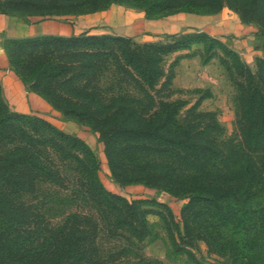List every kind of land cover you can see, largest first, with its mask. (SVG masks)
<instances>
[{"label": "trees", "instance_id": "1", "mask_svg": "<svg viewBox=\"0 0 264 264\" xmlns=\"http://www.w3.org/2000/svg\"><path fill=\"white\" fill-rule=\"evenodd\" d=\"M115 3L156 18L211 14L228 1L0 0V12L79 15ZM252 3L264 17V0ZM198 42L217 45L237 72L235 137H221L215 112L199 111L195 103L181 116L184 101L159 95L173 76L160 82L164 56ZM4 49L30 91L63 118L98 133L117 183L186 197L181 208L186 237L204 240L241 264H264L263 58L255 59L252 70L202 31L139 44L120 35L50 34L6 39ZM153 204L167 208L108 191L84 140L42 117L11 111L0 86V264H151L143 241L146 216L157 212L147 207Z\"/></svg>", "mask_w": 264, "mask_h": 264}, {"label": "rangeland", "instance_id": "2", "mask_svg": "<svg viewBox=\"0 0 264 264\" xmlns=\"http://www.w3.org/2000/svg\"><path fill=\"white\" fill-rule=\"evenodd\" d=\"M227 1L228 3L224 4L223 7L237 14L243 23L250 24L257 29H264L263 14L259 11L257 4L252 3L253 0H246L249 3L247 2L248 5L244 6L243 0L242 2L237 0ZM119 5V10H112L111 12V16L114 17L112 21H103L83 30V32L95 35H120L129 37L134 43L138 44L144 42H166L170 40L172 35L178 36L194 32L190 29H183L172 33L175 29V19L178 13L181 12L156 17L172 19L169 23L156 21V24L146 26L147 17L142 8L132 7L127 4ZM240 11L242 15L244 12L247 18L246 21L241 18ZM161 65L164 75L160 82L171 72L173 76L170 84L159 95L164 98L168 97L167 99L169 100L178 99L184 101L185 105L180 110L181 116L188 107L196 103L198 105L197 110L216 113L217 120L222 127L221 137L236 136L235 113L238 107V90L234 81L239 80V78L237 72L231 66L230 59L217 45L209 48L202 42L193 43L187 49L166 54ZM252 70H255V67H252ZM100 94L110 95L118 93ZM122 94L138 95V93ZM36 95L39 96L38 94ZM3 99L6 102L5 97ZM44 101L47 102L46 100ZM6 104L8 105L7 102ZM47 104L48 107L46 109H38V111L35 110V112H26L24 114L42 117L62 131L76 135L84 140L97 157L98 177L108 191L119 194L129 201L135 199L156 200L171 211L172 215L169 217L167 208L158 204L147 206L157 212H151L146 216L148 235L143 241V255L146 260L150 261L151 264H241L234 261L231 255L217 253L204 240L191 239L185 236L181 219V208L187 201L186 197L175 196L167 191L156 190L142 184L120 185L117 183L111 176L103 151V144L98 133L87 125L63 118L58 110L53 108L48 102ZM8 107L11 111H15L9 105ZM163 216H166L167 222Z\"/></svg>", "mask_w": 264, "mask_h": 264}, {"label": "crops", "instance_id": "3", "mask_svg": "<svg viewBox=\"0 0 264 264\" xmlns=\"http://www.w3.org/2000/svg\"><path fill=\"white\" fill-rule=\"evenodd\" d=\"M119 9V4H111L104 10L92 13L51 17H19L0 12V86L8 105L13 110L23 113L48 107L47 102L30 91L11 68L4 49L6 39L50 34L78 35L103 21H112L114 18L111 16L112 10ZM176 19L172 33L183 29L205 32L235 51L251 68L254 67L256 58L264 59V31L261 32L256 27L243 23L237 14L226 7L211 14L181 12ZM171 20L146 18L145 25L151 26L156 24V21L169 23Z\"/></svg>", "mask_w": 264, "mask_h": 264}]
</instances>
